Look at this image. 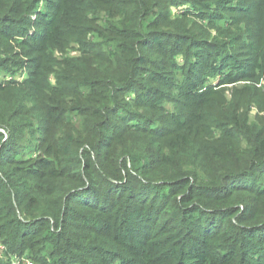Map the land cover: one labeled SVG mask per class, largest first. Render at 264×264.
<instances>
[{"label":"trees","instance_id":"trees-1","mask_svg":"<svg viewBox=\"0 0 264 264\" xmlns=\"http://www.w3.org/2000/svg\"><path fill=\"white\" fill-rule=\"evenodd\" d=\"M213 1L0 0V74L28 73L0 80V264H264L260 90L201 88L238 64L198 22L243 9ZM244 33L227 84L264 75Z\"/></svg>","mask_w":264,"mask_h":264},{"label":"rangeland","instance_id":"rangeland-1","mask_svg":"<svg viewBox=\"0 0 264 264\" xmlns=\"http://www.w3.org/2000/svg\"><path fill=\"white\" fill-rule=\"evenodd\" d=\"M234 2H239L238 5H241L242 9H243V13H236V16H240L238 20H241L240 22H238L237 24H234L236 22H231V15L228 14L226 12H224V16L225 19L222 20L217 26H219V28H212L210 27V23L206 22V21H199V26L201 28V33H207V37L205 40L209 41V42H220L218 43L220 45V49H221V53H223L224 56H227V58L229 60H235L238 62V64L235 66V69H231L232 67H230V70H223V79H220V76H222V74L217 73L215 78L214 77H210L204 84L201 86L202 89H206L208 87H212L214 90V92H222L225 96V98L227 100H229L231 98V93L234 92V90H240L241 87L246 86V87H254L257 90H260V94H256V98L255 101L252 102L253 104H251L249 106L248 109V116L249 119L251 120V122L256 121L258 119H264V75L261 76L258 80V82H239V83H235V84H227V76H232L234 71L237 68H244V65L246 62V60H244L243 56L246 55L245 53H251L250 52H244L245 50H243L245 47L248 48L249 44L254 45L255 44V40H249L246 39L245 37V33L244 31L246 30V27H250L251 29H253V31L255 32V35L257 34V36L259 37V42H257L256 44L258 46H260L263 50H264V3H258L256 0H233ZM202 5H209L211 4V9L213 8V10L216 9L215 7V1L213 0H200ZM42 5H44V3H42ZM181 7V6H180ZM179 7V8H180ZM178 8V9H179ZM186 8V9H185ZM45 9L43 8V6L40 7L39 12L44 13ZM172 11V15L177 16V15H181L182 12H191V13H195L199 14V11L193 10L192 8L188 7H184V8H180L179 11L177 10H171ZM50 12H47V15ZM227 15V17H226ZM34 19V18H32ZM237 31H243V33H241L242 35V39L241 40H237V38L234 37V35L237 33ZM32 33V32H30ZM225 39H231L232 42H228L227 44H224L223 41H225ZM217 41V42H216ZM232 43V46H230L229 44ZM77 48H75L73 45H71L68 49H66L65 53L66 56L69 57H73L76 56L77 54ZM219 51V50H218ZM212 54H215L214 52ZM252 54V53H251ZM55 56L57 58L61 57L60 53L55 54ZM171 57V56H170ZM176 62L179 64V66H184L183 63V58L182 56H177L175 58ZM20 63H26V61L24 60H17ZM230 62V61H229ZM184 70H186V67L184 68ZM244 71L246 69H243ZM170 72H168V74H166L165 76L167 78L170 79V81H177L178 83H182L184 76L182 75V73L180 74H175L173 72V70H169ZM231 71V72H230ZM15 73L13 75H5V74H0V80L2 81H19L22 82L23 80H25L27 78V70L25 68H19L16 69L14 71ZM12 76V77H11ZM7 77V78H6ZM254 85V86H253ZM240 96V95H239ZM168 112L170 111V109H168L166 106L162 107L161 109L157 110L154 112V115L156 117H164L166 115L165 110ZM246 109V108H245ZM247 113V112H246ZM0 245L2 246V244L0 243ZM3 248L0 249V255H2V259H3V253L5 251V247L2 246ZM27 260L25 258H18V256L16 255H12L11 259H10V263L11 264H23V261Z\"/></svg>","mask_w":264,"mask_h":264},{"label":"built area","instance_id":"built-area-1","mask_svg":"<svg viewBox=\"0 0 264 264\" xmlns=\"http://www.w3.org/2000/svg\"><path fill=\"white\" fill-rule=\"evenodd\" d=\"M1 248H3V247L0 245V249ZM23 264H34V263L32 261H30V260H24Z\"/></svg>","mask_w":264,"mask_h":264}]
</instances>
